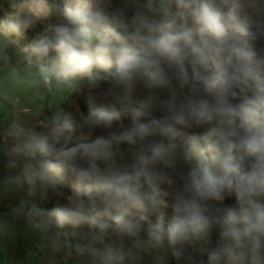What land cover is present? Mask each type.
Wrapping results in <instances>:
<instances>
[{"label": "clouds", "instance_id": "1", "mask_svg": "<svg viewBox=\"0 0 264 264\" xmlns=\"http://www.w3.org/2000/svg\"><path fill=\"white\" fill-rule=\"evenodd\" d=\"M0 65L53 102L0 107V236L74 264H264V0H9Z\"/></svg>", "mask_w": 264, "mask_h": 264}, {"label": "rangeland", "instance_id": "2", "mask_svg": "<svg viewBox=\"0 0 264 264\" xmlns=\"http://www.w3.org/2000/svg\"><path fill=\"white\" fill-rule=\"evenodd\" d=\"M7 71L3 65H0V107L4 102L11 101L15 98L14 94L21 96L22 102H32L34 105L42 106L43 115L50 114V106L53 105L52 98L49 95H44L43 98L36 95L33 99V93L27 85L10 86L4 82V73ZM65 105V106H63ZM60 105L67 108L68 104ZM46 110V111H45ZM2 111H0V121H2ZM2 172V170H0ZM12 206V201L0 200V231L9 226L5 222V217H8L9 210ZM38 238L26 234L22 224L16 226V231L11 239H5L0 236V264H74L71 260H64L57 256L49 257L45 252H42L38 247Z\"/></svg>", "mask_w": 264, "mask_h": 264}, {"label": "trees", "instance_id": "3", "mask_svg": "<svg viewBox=\"0 0 264 264\" xmlns=\"http://www.w3.org/2000/svg\"><path fill=\"white\" fill-rule=\"evenodd\" d=\"M8 8H9V0H0V9H3L6 11V10H8ZM63 106H65V105H63ZM47 206L52 207V204L50 203Z\"/></svg>", "mask_w": 264, "mask_h": 264}, {"label": "crops", "instance_id": "4", "mask_svg": "<svg viewBox=\"0 0 264 264\" xmlns=\"http://www.w3.org/2000/svg\"><path fill=\"white\" fill-rule=\"evenodd\" d=\"M1 97V96H0ZM2 118L4 119V114H2ZM3 119H2V121H3Z\"/></svg>", "mask_w": 264, "mask_h": 264}]
</instances>
